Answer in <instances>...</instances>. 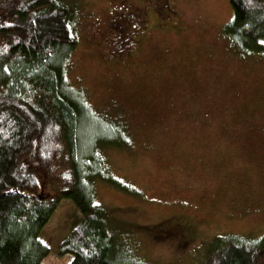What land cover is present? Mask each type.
Segmentation results:
<instances>
[{
    "label": "rangeland",
    "instance_id": "rangeland-1",
    "mask_svg": "<svg viewBox=\"0 0 264 264\" xmlns=\"http://www.w3.org/2000/svg\"><path fill=\"white\" fill-rule=\"evenodd\" d=\"M77 38L67 78L93 109L120 113L130 146L103 160L131 188L96 184L97 203L147 264H203L216 236L264 237V55L223 33L230 0H72ZM6 44L0 38V61ZM64 152L43 193L72 184ZM81 212L64 197L42 230L43 264ZM209 246V247H208Z\"/></svg>",
    "mask_w": 264,
    "mask_h": 264
},
{
    "label": "trees",
    "instance_id": "trees-1",
    "mask_svg": "<svg viewBox=\"0 0 264 264\" xmlns=\"http://www.w3.org/2000/svg\"><path fill=\"white\" fill-rule=\"evenodd\" d=\"M72 0H0V264H43L51 248L40 239L64 197L81 212L61 242L69 264H147L133 256L123 227L97 203L99 181L125 192L103 160L131 139L120 113L92 108L67 78L77 47ZM234 18L224 35L244 55H264V0H230ZM66 152L72 184L49 198V178ZM210 246V247H209ZM203 264H264V237L216 236Z\"/></svg>",
    "mask_w": 264,
    "mask_h": 264
}]
</instances>
